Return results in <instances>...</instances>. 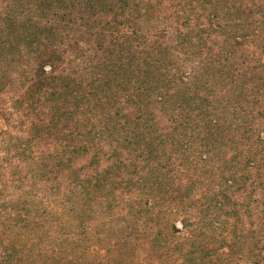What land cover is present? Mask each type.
<instances>
[{
  "label": "trees",
  "instance_id": "obj_1",
  "mask_svg": "<svg viewBox=\"0 0 264 264\" xmlns=\"http://www.w3.org/2000/svg\"><path fill=\"white\" fill-rule=\"evenodd\" d=\"M263 1L0 0V263L77 264L144 186L163 259L264 264Z\"/></svg>",
  "mask_w": 264,
  "mask_h": 264
},
{
  "label": "rangeland",
  "instance_id": "obj_2",
  "mask_svg": "<svg viewBox=\"0 0 264 264\" xmlns=\"http://www.w3.org/2000/svg\"><path fill=\"white\" fill-rule=\"evenodd\" d=\"M6 127V121L0 112V132L6 130ZM143 188L144 186L138 189L136 199L130 200L128 205L125 202L127 197L124 196L123 188L121 195L123 198L119 199L109 211H104L103 207L105 203H103L100 205L101 207L98 212L91 214H88L87 211L84 212L92 220L103 219L101 215L104 213L110 216L105 222L102 220H95L93 222L91 226L94 229L91 232L92 236L96 235L97 230L99 235L92 238V242H89L87 236L91 230L90 228L86 236L87 245L85 248L80 249V259L77 261V264H182L183 260L181 258L167 257L163 259L158 252L150 247V240L142 239L144 232L137 231L136 233L132 229V226H135L137 230L143 228L144 223L147 225V221L155 217L147 208H144L148 195H145L146 190ZM127 189L129 190V188ZM131 214L137 219L134 224L130 223L134 221V217H131ZM184 219L185 215H177L175 211L171 221H169L170 227L177 225L180 229L177 233L175 232L173 244L181 240L188 241L190 237V229L183 227L182 220L184 221ZM0 223L2 225L0 232H2L3 228L7 230L6 216L5 218H0ZM126 227L131 231L126 232ZM80 235L82 234L77 226L73 225L70 230V236L73 241L77 240Z\"/></svg>",
  "mask_w": 264,
  "mask_h": 264
}]
</instances>
